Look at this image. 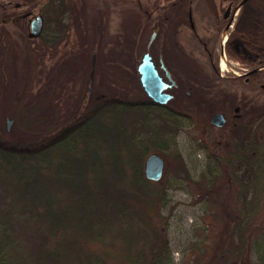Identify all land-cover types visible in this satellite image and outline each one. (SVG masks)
I'll use <instances>...</instances> for the list:
<instances>
[{
	"label": "trees",
	"instance_id": "1",
	"mask_svg": "<svg viewBox=\"0 0 264 264\" xmlns=\"http://www.w3.org/2000/svg\"><path fill=\"white\" fill-rule=\"evenodd\" d=\"M198 1L214 22L215 41L229 21L227 6ZM230 1L232 12L241 0ZM262 6L264 0H244L238 8L226 52L248 72L227 76L231 81H264V55L241 57L233 39ZM30 54L25 94L36 69L35 51ZM89 101L37 139L0 136V264H172L166 229L177 203L161 178L145 176L144 161L148 151L174 145L169 122L155 124L153 109H162L176 127L184 113L148 99L107 95ZM129 109L138 110L140 134L126 126ZM224 129L210 139L214 149L200 176L193 177L178 154L176 183L195 185L207 209L222 217L215 244L196 264H256L253 256H264V101L253 106L240 136Z\"/></svg>",
	"mask_w": 264,
	"mask_h": 264
},
{
	"label": "rangeland",
	"instance_id": "2",
	"mask_svg": "<svg viewBox=\"0 0 264 264\" xmlns=\"http://www.w3.org/2000/svg\"><path fill=\"white\" fill-rule=\"evenodd\" d=\"M102 1L73 0L64 20L69 26L70 36L60 46L54 59L43 55L41 49L38 50L37 67L26 94L24 90L28 70L23 41L15 42V53L7 61V68L0 59V136L9 140H34L53 132L77 116L88 99L91 56L94 52L97 59L89 104L96 97L107 95L131 100L148 98L140 84L137 65L147 50L149 34L142 33L136 40L130 33V28H135L142 21L145 26L148 18L138 11L136 2L124 1V24L128 27V38L125 43L109 38L108 43L103 44L95 30ZM109 1L112 3V0ZM44 2L46 0H0V15L12 9L15 12L0 20H4L3 24L7 27L16 25L15 21L28 9L33 14L40 13ZM229 2L230 0H223L219 4L226 7ZM236 8L228 13L233 21L237 17ZM193 20L199 35L203 38L213 36L214 22L203 5L196 0L193 2ZM232 29L233 24L228 27L227 36ZM183 36L178 31L176 42L166 43L160 46L161 49L155 44L149 50L153 59H156L159 52H163L166 67L176 82V86L168 90L173 93L168 105L184 115H180L179 127H176V120L164 118L166 115L162 109H153L152 120L155 124L169 122L167 130H171L174 135V145L167 150L152 149L146 157L153 152L163 157L161 183L167 187L171 203H177L169 215L166 229L172 264H196L202 250L205 248L210 251L215 244L222 217L219 218L215 209L214 213L207 209L206 198L197 191L195 185L176 183V158L181 154L191 175L200 176L205 166L206 154L214 149L210 139L218 136L220 130V126L211 124V114L222 112L227 118L225 133L235 138L240 136L243 122L250 115L253 106L264 101V81L245 84L226 78L230 74L225 70L226 64L223 70L219 69L223 31L215 42L216 71H213L207 60L202 45L191 38L192 35L188 39ZM233 39L237 41L241 57L249 58L255 53L264 55V6L251 14L250 25H245L240 35ZM228 58L239 74L246 72L243 69L248 67L246 64L238 59ZM220 72L225 74L220 75ZM214 74H218L219 78H215ZM124 113L129 131L133 134L142 133L139 128L143 122L137 118L138 110L129 109ZM131 117L134 119L131 120ZM7 119H12L9 129ZM143 134L147 135V131ZM169 205L164 207V213H168ZM253 259L256 264H264V256L259 258L256 253Z\"/></svg>",
	"mask_w": 264,
	"mask_h": 264
},
{
	"label": "flooded vegetation",
	"instance_id": "3",
	"mask_svg": "<svg viewBox=\"0 0 264 264\" xmlns=\"http://www.w3.org/2000/svg\"><path fill=\"white\" fill-rule=\"evenodd\" d=\"M124 1L128 2L127 0H112V3L109 0L102 1L98 12L99 21L95 25V30L97 32L96 34L100 38L101 43L102 42L103 44L108 43L107 40L109 38H115L117 39V41H120L121 43L126 42V39L128 38L129 34L127 29L128 27L126 24H124L126 20V15H125L126 10L124 9ZM133 1L136 2L135 7H137L138 11L145 14L149 22V24L148 22L145 23L146 25L144 26L142 21L140 24L136 25L135 28H130V33L134 35V39L136 40L140 38V35L142 33L149 34V39L147 41V46H146L147 50L144 53L146 52L149 53L151 46L155 44L159 45V48L157 47L158 49H161L160 46L166 43H173V41L176 42L179 31L181 32V34L184 35L183 37L188 39V36L192 35L191 38H194V40L197 43L202 44V46L206 50V52L204 53L206 54L207 60L209 61L211 67L213 68V71L217 70V65L214 60L216 56L215 42L217 39H215L214 41L213 38L214 34H216V28L214 26V34L210 38L208 37L203 38L201 35H199L197 26L195 25V22L193 20L194 0H133ZM196 1L197 3H200L198 0ZM72 3L73 0H46V2H44L41 5L40 13L33 14L31 9H28V11H26L23 15L21 14L20 17L17 19V21H15L16 25H13L11 27H7L5 24H3L5 23V21L0 20V59L4 61L3 62L4 66L6 68L8 67L7 61L10 60V58L15 53L14 44L15 42L17 43V40L23 41L24 45L26 46V52H25L26 62H27L26 69L28 70V72H29V62L31 60L30 52L32 51V49L35 51L34 56H35L36 67H37V55L39 49L42 50L43 55L46 54L48 57L54 59L55 56L58 55L60 51L61 48L60 46L65 41H67V38H69L70 36L69 26L64 20L66 17L65 14L70 8ZM185 3L187 4V6L183 8V4ZM231 5L232 4L230 1L227 4V9L225 13V15L227 16L228 13L231 11ZM13 11H14L13 9L10 11H5L3 14L0 15V18L4 16L7 17L10 16L12 13H15ZM37 15L41 17V20L39 22V25H37L38 28L35 29L36 32L34 33L33 19ZM220 33H222V31ZM149 55H150V59L154 63V67L156 68L158 74L162 77V80L167 83H170V78L169 76L166 75V71L169 72V70L165 64L166 58L163 52H159L156 59H153L150 53ZM96 59H97V54L96 52H94L92 53L91 56V70L92 68H94V72L96 66ZM162 63L164 64V67H162ZM1 69L2 66H0V70ZM220 75H224V74H220ZM241 76L242 75H238V77ZM170 77L173 80L171 74ZM175 86H176V82L174 81V83L166 87L164 91L170 93L173 97V93H171L168 90ZM91 95L88 96V99L84 104L85 106L88 104L87 102L91 98ZM147 99L152 101V99H150L149 97ZM168 101L161 105L170 107L168 105ZM213 114H211V117ZM224 117H225V121L223 125H221L220 127H224L227 121L226 116ZM210 122L211 124L216 125L211 121V118H210Z\"/></svg>",
	"mask_w": 264,
	"mask_h": 264
},
{
	"label": "water",
	"instance_id": "4",
	"mask_svg": "<svg viewBox=\"0 0 264 264\" xmlns=\"http://www.w3.org/2000/svg\"><path fill=\"white\" fill-rule=\"evenodd\" d=\"M244 0L241 1V3ZM240 3V4H241ZM41 17L39 15L35 16L33 19V26H34V33L36 32L37 25ZM162 67L164 64L162 63ZM138 72H139V81L146 92V94L158 104L166 103L172 95L164 91L166 87L174 83V80L171 79L170 74L166 71V75L170 78V83H167L162 80V77L158 74L156 68L154 67L153 61L150 59V55L148 52L144 53L141 58L140 63L138 64ZM94 82V68H92L90 72V79H89V95L91 94L92 87ZM211 121L216 124L217 126L223 125L225 121V117L222 113L217 112L214 113L211 117ZM12 123V119H7V129H9ZM164 169V159L157 153H150L144 162V173L148 179L158 180L162 177Z\"/></svg>",
	"mask_w": 264,
	"mask_h": 264
},
{
	"label": "built area",
	"instance_id": "5",
	"mask_svg": "<svg viewBox=\"0 0 264 264\" xmlns=\"http://www.w3.org/2000/svg\"><path fill=\"white\" fill-rule=\"evenodd\" d=\"M226 57V55H225V53H222V58H225ZM226 67V66H225ZM222 69V68H221ZM229 68L228 67H226L225 68V70L227 71ZM233 71H234V69H232Z\"/></svg>",
	"mask_w": 264,
	"mask_h": 264
}]
</instances>
